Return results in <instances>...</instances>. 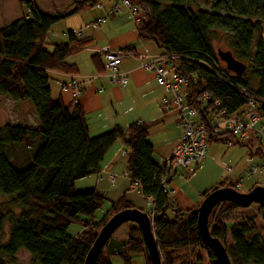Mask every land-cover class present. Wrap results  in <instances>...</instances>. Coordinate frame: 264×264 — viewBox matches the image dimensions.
I'll return each mask as SVG.
<instances>
[{
	"label": "trees",
	"instance_id": "obj_1",
	"mask_svg": "<svg viewBox=\"0 0 264 264\" xmlns=\"http://www.w3.org/2000/svg\"><path fill=\"white\" fill-rule=\"evenodd\" d=\"M98 1L82 0L73 5L70 15L52 16L35 8L30 0H17L24 14L0 29V97L29 104L38 123L35 128L0 126V196L8 199L0 205V235L4 224L9 225L7 240L0 243V264H15L20 250L29 254L31 264H83L101 227L118 212L135 209L123 195L111 203L102 220L93 223L106 199L97 191L76 192L74 184L99 173L105 154L120 134L110 131L90 136L79 107L52 100L48 87L51 73H75L68 60L92 42L69 32L66 43L47 51L48 32L68 16L93 9ZM190 1L129 0L144 15L135 25L137 41L151 42L174 58L176 72L186 80L187 104L198 110L203 121L215 113L210 104L203 103L205 95L218 101L230 115L245 107L242 92L264 103V0H214L208 9L194 11L189 8ZM217 32L229 36L227 47L232 53L228 52L245 67L240 76L228 72L215 55L212 40ZM118 51L130 55L133 50ZM97 56L90 58L92 63L97 64ZM256 112L264 121V105ZM148 128L137 123L129 126L123 148L130 185H139L143 198L155 199L153 215L147 216L162 264H218L198 236V206L189 211L170 209L168 195L159 187V165L151 159ZM244 141L227 132L207 134V143H233L248 147L249 154L264 156L256 140ZM15 147L33 151L32 156L26 153L30 157L22 167L13 163ZM225 186L236 190L235 184L222 180L202 199ZM257 206L260 229L250 218L227 228L223 216L239 209L228 202L216 205L209 215L210 235L221 243L231 264H264V201ZM71 225L82 227L75 238L66 235ZM124 225L125 240L117 256L130 264V253L141 254L149 264L140 230L131 223ZM108 243L96 264H110Z\"/></svg>",
	"mask_w": 264,
	"mask_h": 264
},
{
	"label": "crops",
	"instance_id": "obj_2",
	"mask_svg": "<svg viewBox=\"0 0 264 264\" xmlns=\"http://www.w3.org/2000/svg\"><path fill=\"white\" fill-rule=\"evenodd\" d=\"M109 1V4L115 3L113 5L119 6L121 4V0ZM97 5H100V8L94 7L98 12L96 19L92 20L93 22L84 23L79 28L81 29L79 32H71L77 39L89 38L92 41L88 48H85L79 54L73 56L72 61H69L70 59L68 60V64L75 66V73H51L48 87L52 100H59L64 106L76 104L79 107L86 119L90 136L95 137L110 131L119 132L120 138L105 154L104 160L100 165L99 173L87 178L89 180L95 177L94 186L92 188H87V190H78L84 192L97 191L105 197L104 191L99 188L101 187L99 184H102L103 180L107 182L109 180L114 183L117 177L120 176L128 182V187L130 189L129 179L125 176L127 156L123 154L122 150L126 130L129 126L139 122L141 125L149 127L148 139L152 146L151 159L156 166L160 165L169 157L172 149L178 142L181 129L178 125L177 115L173 112L169 114L164 113L161 109L162 100L164 98H170V95L164 88L157 85L153 74L145 71L137 58L138 55L157 56L163 54V52H154V50L146 44L150 42L137 41L135 18L128 9L120 6L121 8L117 13L109 14L108 9L112 5L103 7L101 0L98 1ZM136 12L139 20L144 18L140 9H137ZM99 19H104V23L99 24L97 27L90 25ZM66 34L59 35L58 33L49 31L47 35V44L53 46L66 43ZM105 48L111 50L129 48L133 50L129 56L121 59L120 65L118 66V71L120 73L128 75V82L123 88L111 84L108 78L103 75L102 50ZM83 52H89L87 63L86 61L83 63L81 59H76V57ZM94 55H98L97 64L92 63L90 60ZM72 80L76 81L82 90L81 94L76 99L72 96L71 90L64 89ZM251 140L254 141L251 137L246 139L248 143ZM246 141H244L243 144H246ZM232 146L239 145H234L232 143L228 147ZM249 146L252 147V145ZM243 148L247 150L245 162L247 169L250 163L261 160V156L253 152L249 154L248 147L244 146ZM120 167L123 169L121 173L118 170ZM228 169L230 170V168ZM184 174V171L180 172V174L176 173L168 186L170 190L168 205L171 210L189 211L194 209L196 206H199L203 200L202 195L211 189L205 190L199 188L197 185L185 183L183 181L185 178H182ZM228 179L230 178L227 177L224 180ZM235 181L236 179L233 181V184ZM192 183L194 182L192 181ZM75 189L76 187H74V190ZM129 189L125 190V188H123L120 197L124 195L125 198H127L130 194ZM127 200L133 204L131 200ZM111 203L112 202H110L108 208L104 212L101 211L100 208V210L95 213L93 223H97L105 217L110 209ZM81 232L82 227L71 225L67 229L66 235L70 238H75ZM20 251L25 252L29 256L26 251Z\"/></svg>",
	"mask_w": 264,
	"mask_h": 264
},
{
	"label": "rangeland",
	"instance_id": "obj_3",
	"mask_svg": "<svg viewBox=\"0 0 264 264\" xmlns=\"http://www.w3.org/2000/svg\"><path fill=\"white\" fill-rule=\"evenodd\" d=\"M81 1L82 0H30L31 4L35 8L37 7V9H39L41 12L52 16H55L56 14H66V16L70 15V13L73 11V5ZM213 1L214 0H191L189 3V8L193 11L198 8L208 9L209 5ZM109 2V0H101V4L103 7L115 4H109ZM25 13L27 15L26 11ZM23 14L24 10L18 4L17 0H0V29L19 20ZM97 16V10H95L94 8L87 9L79 14L68 16L67 18L55 23L51 27L50 31L58 33L59 35L66 34L67 32H79L81 30L79 28L84 23L96 19ZM228 40L229 36L227 34L223 32H217L216 36L212 40V48L215 55L217 52L224 53L229 51L227 47ZM146 44H148L150 48L154 50V52H160V50H158L151 42ZM51 49V45L48 44L46 46V50L51 51ZM88 55L89 52H83L78 57H76V59H81L83 63L84 61H86L87 63ZM72 59L73 58L71 57L69 61H72ZM10 123L14 126H24L30 128H35L38 124L35 118V114L29 104H15L9 98L0 97V126ZM122 150L123 152L125 151L123 146ZM28 152H30V150ZM28 152H23L21 148L15 147L13 149V163L17 167L26 165L28 158L33 155V151L29 153L30 156L26 154ZM246 154L247 150L240 146L228 147L227 143L222 144L208 142L205 160L202 166L193 174L185 177V180L183 181L185 183L197 185L199 186V188L207 190L212 187L214 188L218 182L229 177L230 179H228L227 181H231L232 183L235 179V183H237L238 180L242 181L240 186L237 188L238 192L240 193H247L251 188L255 186L264 187V175L255 174L250 178L246 176L248 170L245 163L247 158ZM228 168H230V170ZM118 170L121 173L123 169H121L120 167ZM180 172H182V170H177L178 174H180ZM94 179L95 177L90 178L89 180L85 178L77 181L74 184V187H76L75 191L84 192L78 190H87V188H92L94 186ZM192 181L194 183H192ZM99 185L101 186L99 187L100 190L104 191V195L106 198V201H104L101 207V211L103 212L108 208L110 202H114L120 197L121 192H123V188H125V190L129 189L128 182L120 176L117 177V180L114 183L109 180L108 182L106 180H103L102 184ZM134 188V190H132L131 188V190L129 189L130 194L126 199H129L133 202V206L135 207V209L144 210L145 200L138 188ZM7 201V198L0 196V205L6 203ZM168 217H172L171 212L168 213ZM248 218L253 220L252 223L256 228H261L262 220L257 205H252L248 209L239 208L238 210L223 216L222 220L225 223L226 227L230 228L232 225L243 222ZM126 230L127 225H122L111 236L109 243L107 244L106 251L108 253L110 264H124L123 259L117 256V254L120 253L121 244L125 240ZM8 231L9 225L5 223L0 235V243H4L7 240ZM129 260L130 264H145V260L141 254L130 253ZM15 264H31V260L25 252L20 251L15 255Z\"/></svg>",
	"mask_w": 264,
	"mask_h": 264
},
{
	"label": "built area",
	"instance_id": "obj_4",
	"mask_svg": "<svg viewBox=\"0 0 264 264\" xmlns=\"http://www.w3.org/2000/svg\"><path fill=\"white\" fill-rule=\"evenodd\" d=\"M121 6L128 9L135 18L136 23L139 21L137 9L130 5L129 0H121ZM95 7L99 9L100 5ZM120 8L118 5H112L108 9V13L115 14ZM102 23H104V19H99L90 25L97 27ZM127 56L129 54L118 50L107 48L102 50L103 75L108 78L111 84L120 88L126 86L128 77L127 74L118 71V66L121 59ZM137 58L141 63V67L153 74L157 85L164 88L170 95V98L162 100L161 109L164 113H175L181 129L178 142L169 157L158 166L160 174L159 187L162 193L170 194L168 186L177 170L184 171L185 174L182 178H185L202 166L206 155L207 134L210 131L217 135L227 132L238 141H244L251 137L259 143L264 152V121L256 112L264 103L256 100L247 92H242L247 100L245 107L236 115H230L227 114L218 101H214L211 97L205 95L202 99L203 103L210 104L215 113L212 117L203 121L199 117L198 110L187 104L185 98L186 80L176 72L173 57L161 54L157 56L138 55ZM64 89L71 90L74 99L78 98L82 92L80 85L74 80L68 83ZM227 144L229 146L232 143ZM123 154L125 153L123 152ZM255 174L264 175V156L260 161L250 163L246 176L250 178ZM125 176L127 177L126 174ZM241 183V180L234 183L236 190ZM133 186L139 189V185L134 184L130 186L132 190L135 189ZM144 200V212L153 215L155 199L145 197Z\"/></svg>",
	"mask_w": 264,
	"mask_h": 264
},
{
	"label": "water",
	"instance_id": "obj_5",
	"mask_svg": "<svg viewBox=\"0 0 264 264\" xmlns=\"http://www.w3.org/2000/svg\"><path fill=\"white\" fill-rule=\"evenodd\" d=\"M220 62L228 72L240 76L245 67L229 52H217ZM264 201V187L256 186L247 193L237 192L228 186L210 192L197 208V233L202 243L209 248L218 264H231L221 243L211 237L208 218L212 209L221 202H228L237 208L248 209ZM134 224L141 233L149 264H162L157 242L152 231V222L146 213L137 209L123 210L113 215L98 231L88 250L83 264H96L100 253L115 231L124 224Z\"/></svg>",
	"mask_w": 264,
	"mask_h": 264
}]
</instances>
